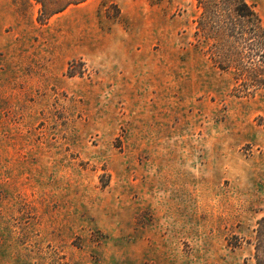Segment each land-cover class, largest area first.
<instances>
[{
	"label": "rangeland",
	"instance_id": "obj_1",
	"mask_svg": "<svg viewBox=\"0 0 264 264\" xmlns=\"http://www.w3.org/2000/svg\"><path fill=\"white\" fill-rule=\"evenodd\" d=\"M47 1L0 0V264H256L264 91L194 1Z\"/></svg>",
	"mask_w": 264,
	"mask_h": 264
},
{
	"label": "trees",
	"instance_id": "obj_2",
	"mask_svg": "<svg viewBox=\"0 0 264 264\" xmlns=\"http://www.w3.org/2000/svg\"><path fill=\"white\" fill-rule=\"evenodd\" d=\"M86 0L42 2L44 14ZM199 13L195 33L221 69H230L242 90L264 91V23L246 0H193ZM254 259L264 264V216L257 220Z\"/></svg>",
	"mask_w": 264,
	"mask_h": 264
}]
</instances>
